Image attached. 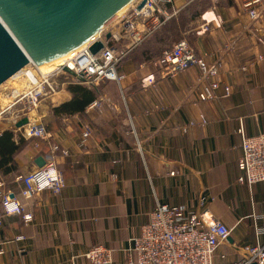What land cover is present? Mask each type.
<instances>
[{
  "label": "crops",
  "instance_id": "0c3cea01",
  "mask_svg": "<svg viewBox=\"0 0 264 264\" xmlns=\"http://www.w3.org/2000/svg\"><path fill=\"white\" fill-rule=\"evenodd\" d=\"M174 4L177 14L147 49L159 51L169 40L188 43L218 69L215 99L199 100L207 81L197 67L170 75L155 66L160 57L143 60L140 45L118 66L120 83L91 88L98 107L89 104L83 115L58 122L54 108L73 96L68 91L62 97L60 90L46 100L50 108L39 107L32 117L46 125L52 140L23 139L29 148L15 156L16 171L0 179L18 193L17 178L37 169L42 157L54 160L66 185L59 195L45 191L23 200L31 223L19 216L4 219L0 264H90L81 255L95 246L113 251L112 264H125L134 238L159 205L207 214L232 229L215 264L241 262L244 248L264 247V182L239 181L241 134L264 133V23L249 20L239 0H212L195 18L186 11L191 3ZM83 124L92 130L86 142ZM20 139L14 135L16 144ZM18 236L24 240L15 242Z\"/></svg>",
  "mask_w": 264,
  "mask_h": 264
},
{
  "label": "built area",
  "instance_id": "2783aa9c",
  "mask_svg": "<svg viewBox=\"0 0 264 264\" xmlns=\"http://www.w3.org/2000/svg\"><path fill=\"white\" fill-rule=\"evenodd\" d=\"M143 1L136 0L131 6V11L120 18L116 25L117 32L111 35L110 40L106 41L104 36H100L92 43L76 50L77 53L71 59L65 60L63 65L50 72H44L29 62L25 68L11 77L9 80L12 81L0 88V124L6 127L5 131L10 130L25 140L51 141L52 135L46 125L35 120L31 114L38 110L42 102L57 95L60 91L57 79L60 76L72 77L70 85L90 89L103 81L120 83L124 77L118 74L117 69L123 58L177 14L175 0H146L144 7L139 9ZM194 1L197 0H184L185 5ZM239 1L242 12L249 20L264 23L262 0ZM97 41H101L104 46L98 54L93 55L90 47ZM123 41L128 42L126 48L120 46ZM154 64L167 70L170 75L197 67L201 80L207 81L201 88L199 100L207 102L215 99V91L219 88L218 69L198 58L188 43H177L170 50L163 52ZM64 68L68 72L64 71ZM153 82L154 80H151L149 85ZM64 86L65 84H62V87ZM225 90L229 95L230 88ZM1 101L7 103L3 105ZM99 105V102L95 101L88 109ZM23 119H27L28 123L16 128V124ZM81 128L83 130L81 139L86 142L92 136L91 126L83 124ZM2 132L4 129L0 130V136ZM241 138L242 156L239 160V170L242 176L239 181L251 186L264 182V133L253 137L242 133ZM34 147L37 149L38 144L34 143ZM57 150L55 146L53 151ZM40 171L50 173L43 188L38 187L33 179L34 174ZM17 179L22 183L18 193L9 191L4 180L0 179V228L4 226L5 218L13 216L21 217L25 224L31 223L33 215L25 211L23 200H31L35 195L45 191L59 195L66 185L63 175L52 159L45 162L42 168H37ZM231 234L232 229L215 217L207 214L196 215L180 208L159 205L151 213L149 222L140 228L134 238L133 255L127 258L125 264H215L218 248L228 241ZM23 240L22 236L14 239L15 242ZM243 252L244 259L241 262L229 264H264V247H246ZM2 253L3 250L0 251V254ZM81 256L90 264L113 263V251L103 246H95Z\"/></svg>",
  "mask_w": 264,
  "mask_h": 264
},
{
  "label": "water",
  "instance_id": "95a60500",
  "mask_svg": "<svg viewBox=\"0 0 264 264\" xmlns=\"http://www.w3.org/2000/svg\"><path fill=\"white\" fill-rule=\"evenodd\" d=\"M136 0H0V86L29 62L41 70L58 65V59L92 43L106 26ZM144 0L139 9L145 5ZM111 39V34L105 40ZM101 41L90 47L93 55ZM64 71L68 72L66 68ZM23 119L16 124L21 128ZM37 168L45 161L38 157Z\"/></svg>",
  "mask_w": 264,
  "mask_h": 264
},
{
  "label": "trees",
  "instance_id": "16d2710c",
  "mask_svg": "<svg viewBox=\"0 0 264 264\" xmlns=\"http://www.w3.org/2000/svg\"><path fill=\"white\" fill-rule=\"evenodd\" d=\"M221 1L230 2V0H217L218 3H220ZM211 6H212V0H197L192 2L189 9H187L186 11L192 10L193 18H195L199 15L200 12L207 10ZM171 21L165 23L147 41L141 44L140 47L144 45L143 47L144 52H142L143 60L152 61L158 57H161L163 52L170 50L174 46L175 42L173 43V41L169 40V42L165 43L163 45V48L159 51L158 50L154 51L152 50V48L147 49V47L151 46L150 41L154 39L157 33H160ZM140 47H137L136 49ZM134 51L132 52L134 53ZM68 91L73 96V99L67 103H64L54 108V115L58 122L61 119H68L73 116L83 115L86 107L89 104H91L96 98L92 89H87L82 86L71 85L68 88ZM26 143L27 142H25L23 139H20L19 143L16 144L14 141V134L10 130L2 132L0 136V174L1 175L6 176L10 172L16 171L17 166L15 164V156L18 154V152L20 151V149H22L23 146H25L24 150H27L29 148L27 145L28 143L27 144Z\"/></svg>",
  "mask_w": 264,
  "mask_h": 264
},
{
  "label": "rangeland",
  "instance_id": "374dc122",
  "mask_svg": "<svg viewBox=\"0 0 264 264\" xmlns=\"http://www.w3.org/2000/svg\"><path fill=\"white\" fill-rule=\"evenodd\" d=\"M129 11H131V7L127 10V12H125V15L129 12ZM122 16H124V14L123 15H121L119 18H117V19H113V21H111L107 26H106V28L104 29V32L103 33H106V32H112L113 30H114V28H116V25H117V23L119 22V20H120V18L122 17ZM101 36H104V34H102ZM73 81V79H72V77H70V76H60L58 79H57V84H58V86H59V90H61V92H62V97H63V95L65 94V92H68V88L71 86L69 83H71ZM62 84H65V86L64 87H62ZM57 97V96H56ZM56 97H54V99L56 98ZM61 97V98H62ZM61 100V99H60ZM50 101V100H49ZM49 101H46V102H43L39 107L42 109V110H47V108H50V106L52 105L51 104V102H49ZM55 102V101H54ZM54 102H53V104H54ZM3 103H7V101H4V102H2L1 101V104H3ZM4 105V104H3ZM56 105V104H55ZM54 106V105H53ZM40 108H38V110L40 109ZM37 110V111H38ZM34 113H36V112H34ZM37 116V115H36ZM1 127H4V125H2V124H0V128Z\"/></svg>",
  "mask_w": 264,
  "mask_h": 264
},
{
  "label": "bare ground",
  "instance_id": "6f19581e",
  "mask_svg": "<svg viewBox=\"0 0 264 264\" xmlns=\"http://www.w3.org/2000/svg\"><path fill=\"white\" fill-rule=\"evenodd\" d=\"M131 6H132V4L130 6H128V7H126L124 10H122L114 19L119 18L123 14L125 15V12H127V10ZM76 53H77V51H73L72 53H70V54H68V55H66V56L58 59L60 61V63L58 65L52 66V67L47 68V69H44L42 71H44V72H50V71L54 70L56 67L63 65V62L65 60L71 59ZM39 69H40V67H39ZM11 81H12V79L11 80H8L6 83H4L2 86H0V88H3L5 85H8ZM31 115H34V112Z\"/></svg>",
  "mask_w": 264,
  "mask_h": 264
},
{
  "label": "clouds",
  "instance_id": "9594fccd",
  "mask_svg": "<svg viewBox=\"0 0 264 264\" xmlns=\"http://www.w3.org/2000/svg\"><path fill=\"white\" fill-rule=\"evenodd\" d=\"M49 175H50V173L40 171V172H36L34 174L33 179H34V181L38 187L43 188L47 184ZM53 178H55V177H53Z\"/></svg>",
  "mask_w": 264,
  "mask_h": 264
}]
</instances>
